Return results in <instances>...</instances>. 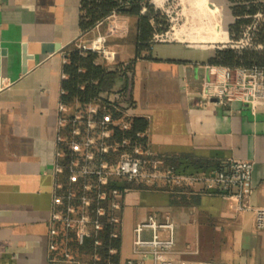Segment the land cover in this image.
Segmentation results:
<instances>
[{
    "label": "crops",
    "instance_id": "obj_1",
    "mask_svg": "<svg viewBox=\"0 0 264 264\" xmlns=\"http://www.w3.org/2000/svg\"><path fill=\"white\" fill-rule=\"evenodd\" d=\"M167 1L152 0L160 9ZM208 1L217 9V41H155L138 57L135 15L116 14L83 33L81 0H0V264H69L61 258L53 262L49 247L65 49L102 35L107 38L99 57L103 66L114 71L134 62L113 76L102 94L125 91L127 112L147 119L149 155L187 174L252 161L249 203L264 207L263 110L254 113L247 104H223L201 94L216 66L209 60L231 42L228 26L236 19L230 0ZM203 4L206 9L207 0H197L202 13ZM237 204L227 192L208 190L202 182H128L115 264L141 258L133 251L134 229L150 215L174 223L173 235L161 229L160 237H174L178 261L264 264V232L256 227L254 210H239ZM142 235L151 239L153 231L147 228ZM146 264H154L153 258Z\"/></svg>",
    "mask_w": 264,
    "mask_h": 264
},
{
    "label": "built area",
    "instance_id": "obj_2",
    "mask_svg": "<svg viewBox=\"0 0 264 264\" xmlns=\"http://www.w3.org/2000/svg\"><path fill=\"white\" fill-rule=\"evenodd\" d=\"M165 10L166 7L162 9ZM171 26L156 33L154 42L171 40ZM106 41L102 35L90 44L78 45L82 50L101 52L106 50ZM239 43H250L248 33ZM211 70L212 76L201 90L203 97L223 104L240 102L249 105L254 113L259 109L264 112V67L216 65ZM125 99V91H117L101 94L86 104L79 103L74 109L63 101L59 105L49 244L53 262L61 258L69 264H115L109 255L117 249L105 245L102 234L110 226V236L120 237L121 198L127 183L138 179L147 184L165 180L176 186L202 182L208 190L225 191L237 201L239 210H254L256 227L264 232V207L249 203L254 192L252 161L235 160L228 168L212 172L180 173L174 166H166L164 160L151 157L143 144L118 137V131L128 130L132 125V116L123 105ZM138 136L144 133L139 132ZM174 227L173 222H160L155 215L138 223L133 251L141 258H129L126 264H146L149 257L154 264H186L176 257L174 237H160L161 229L173 235ZM147 228L153 231L151 239L142 235ZM90 241L93 246L88 248ZM83 253L89 254V258H82Z\"/></svg>",
    "mask_w": 264,
    "mask_h": 264
},
{
    "label": "trees",
    "instance_id": "obj_3",
    "mask_svg": "<svg viewBox=\"0 0 264 264\" xmlns=\"http://www.w3.org/2000/svg\"><path fill=\"white\" fill-rule=\"evenodd\" d=\"M236 19L229 24L228 30L231 42L216 49L209 62L215 65L230 67L259 65L264 67V17L257 19L260 11L264 14V0H230ZM113 13L135 15L138 17L136 37L137 56L150 50L156 33L165 32L170 27V21L162 9L157 8L152 0H81L79 27L81 32H87L98 23L110 17ZM248 33L249 44L239 41ZM78 42L71 43L65 49L64 74L62 82V101L67 104L79 102L86 104L99 98L102 92L108 90L110 79L117 73L132 68L134 62L122 64L116 70H108L99 62L100 52L97 50H82ZM148 121L144 117H132L131 128L118 131L119 138H131L133 142L146 145V134L138 133L147 130ZM106 244L119 248V238L110 236V226L105 233ZM107 249L104 250L108 255ZM108 257V256H107ZM110 260L118 262V253L109 255Z\"/></svg>",
    "mask_w": 264,
    "mask_h": 264
},
{
    "label": "rangeland",
    "instance_id": "obj_4",
    "mask_svg": "<svg viewBox=\"0 0 264 264\" xmlns=\"http://www.w3.org/2000/svg\"><path fill=\"white\" fill-rule=\"evenodd\" d=\"M202 6L203 13L197 6V0L167 1L164 12L172 25L170 28L171 39L187 42L205 41L208 43L214 40L217 41V34H214L216 22L213 20L217 9L214 10L208 0L206 9L204 4ZM203 14L204 18H200L199 16L202 15L201 17H203ZM174 34H177V36Z\"/></svg>",
    "mask_w": 264,
    "mask_h": 264
},
{
    "label": "water",
    "instance_id": "obj_5",
    "mask_svg": "<svg viewBox=\"0 0 264 264\" xmlns=\"http://www.w3.org/2000/svg\"><path fill=\"white\" fill-rule=\"evenodd\" d=\"M2 53H4V51H2L0 48V75H1V55H2Z\"/></svg>",
    "mask_w": 264,
    "mask_h": 264
},
{
    "label": "bare ground",
    "instance_id": "obj_6",
    "mask_svg": "<svg viewBox=\"0 0 264 264\" xmlns=\"http://www.w3.org/2000/svg\"><path fill=\"white\" fill-rule=\"evenodd\" d=\"M216 8H214V10H215Z\"/></svg>",
    "mask_w": 264,
    "mask_h": 264
}]
</instances>
